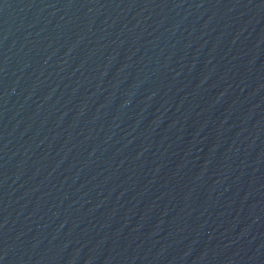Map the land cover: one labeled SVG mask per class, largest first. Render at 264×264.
Returning <instances> with one entry per match:
<instances>
[{
  "label": "water",
  "instance_id": "obj_1",
  "mask_svg": "<svg viewBox=\"0 0 264 264\" xmlns=\"http://www.w3.org/2000/svg\"><path fill=\"white\" fill-rule=\"evenodd\" d=\"M0 264H264V0H0Z\"/></svg>",
  "mask_w": 264,
  "mask_h": 264
}]
</instances>
